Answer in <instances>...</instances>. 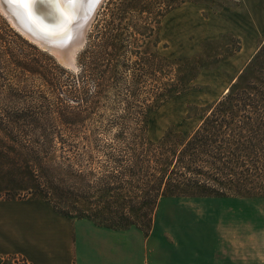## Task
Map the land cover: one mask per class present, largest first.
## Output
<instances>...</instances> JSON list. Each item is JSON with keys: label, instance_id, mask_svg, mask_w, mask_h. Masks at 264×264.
Instances as JSON below:
<instances>
[{"label": "trees", "instance_id": "obj_1", "mask_svg": "<svg viewBox=\"0 0 264 264\" xmlns=\"http://www.w3.org/2000/svg\"><path fill=\"white\" fill-rule=\"evenodd\" d=\"M179 2L162 0L158 17ZM150 7L107 0L74 70L25 39L48 65L1 45L0 131L35 163L37 192L62 217L148 233L163 200L264 199V41L193 132L154 141L152 116L192 80L148 48ZM31 75L50 100L29 96Z\"/></svg>", "mask_w": 264, "mask_h": 264}, {"label": "rangeland", "instance_id": "obj_2", "mask_svg": "<svg viewBox=\"0 0 264 264\" xmlns=\"http://www.w3.org/2000/svg\"><path fill=\"white\" fill-rule=\"evenodd\" d=\"M182 1L158 17L162 0H149L153 15L148 48L167 58L186 83L192 80L190 88L152 116L149 137L154 141L170 131L184 136L193 132L264 41V0ZM21 38L35 44L0 10V48L7 41L17 53L23 48L27 56L36 57L35 63L49 64L45 57L31 55ZM30 77L29 96L50 100L38 76ZM34 164L0 131V200H43ZM128 230L120 243H129L135 264H264V199L163 200L148 233Z\"/></svg>", "mask_w": 264, "mask_h": 264}, {"label": "crops", "instance_id": "obj_3", "mask_svg": "<svg viewBox=\"0 0 264 264\" xmlns=\"http://www.w3.org/2000/svg\"><path fill=\"white\" fill-rule=\"evenodd\" d=\"M42 217L46 219L43 220ZM119 231L58 215L45 200H0V264H135Z\"/></svg>", "mask_w": 264, "mask_h": 264}, {"label": "water", "instance_id": "obj_4", "mask_svg": "<svg viewBox=\"0 0 264 264\" xmlns=\"http://www.w3.org/2000/svg\"><path fill=\"white\" fill-rule=\"evenodd\" d=\"M104 1L105 0H96L95 3H89V0H86L82 8L79 10L82 16H78L77 20H75L73 24H68L69 28L59 35L61 36L60 39H58L59 36L54 37L44 33L42 30L43 28H41V24H45L43 19L41 17H36L34 20L28 14L24 15L21 12V10H23L21 5L13 4L12 6L16 8L14 11L9 8L10 4L7 0H0V10L9 21L11 18L10 22H14L12 25L14 24L13 26L20 33L32 35L35 38V40L30 39L32 42L56 57L63 66L74 70L77 68L75 62L76 57L84 48L86 44L87 32L95 20L98 10ZM43 2V7L45 9H48V7L53 3L51 0H43ZM6 7H8L11 11H9ZM61 19L62 18L60 17V22L62 21ZM35 25H39V28ZM51 33H53V31ZM25 34L23 35L26 36Z\"/></svg>", "mask_w": 264, "mask_h": 264}, {"label": "bare ground", "instance_id": "obj_5", "mask_svg": "<svg viewBox=\"0 0 264 264\" xmlns=\"http://www.w3.org/2000/svg\"><path fill=\"white\" fill-rule=\"evenodd\" d=\"M51 1L53 3H52V5H50L48 7V9H45L43 7V5H44L43 0H36V3L34 5H31V6L21 5V8L23 9V10H21V12L24 15L28 14L34 20L36 19V17H39V18L41 17L45 23V24H41L42 27L40 26L41 28H43L42 30L44 31V33H46L47 35H50V36L58 37L61 33L65 32L69 27H68V24H65L62 19H61L62 21L60 22L61 15H60V12L57 8L56 2H55V0H51ZM85 1L86 0H84V2L82 3L80 9L84 5ZM9 4H10L9 8L11 10L13 9L15 11L16 8L12 6L13 4L12 3H9ZM6 8H8V7H6ZM9 8H8V10L11 11ZM79 13H80V11L78 12L77 16L79 15ZM10 21H11V18H10ZM12 23H14V22H12ZM36 27L39 28V25ZM52 31H53V33H51ZM23 34H25V33H23ZM25 35L29 39L35 40V38L32 35H29V34H25ZM60 37L61 36H59L58 39H60ZM62 38H63V36H62Z\"/></svg>", "mask_w": 264, "mask_h": 264}, {"label": "snow or ice", "instance_id": "obj_6", "mask_svg": "<svg viewBox=\"0 0 264 264\" xmlns=\"http://www.w3.org/2000/svg\"><path fill=\"white\" fill-rule=\"evenodd\" d=\"M9 3L31 6L36 0H8ZM61 18L65 24H71L77 19V14L84 0H55ZM96 0H89V3H95Z\"/></svg>", "mask_w": 264, "mask_h": 264}, {"label": "built area", "instance_id": "obj_7", "mask_svg": "<svg viewBox=\"0 0 264 264\" xmlns=\"http://www.w3.org/2000/svg\"><path fill=\"white\" fill-rule=\"evenodd\" d=\"M12 264H30L29 262H23V261H20L19 258H14L12 259Z\"/></svg>", "mask_w": 264, "mask_h": 264}]
</instances>
